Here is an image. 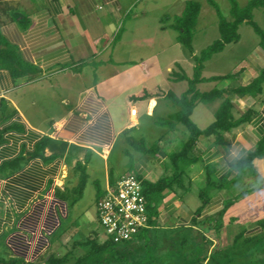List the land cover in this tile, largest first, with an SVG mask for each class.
I'll use <instances>...</instances> for the list:
<instances>
[{"label":"crops","instance_id":"obj_1","mask_svg":"<svg viewBox=\"0 0 264 264\" xmlns=\"http://www.w3.org/2000/svg\"><path fill=\"white\" fill-rule=\"evenodd\" d=\"M187 1L174 0L177 11L160 15L157 26H148L141 23L147 13L132 14L139 0H0V33L37 70L15 79L0 68V165L23 158L16 168L0 172L1 256L34 263L51 252L58 255L59 246L70 241H83L93 232L99 237L96 202L122 176L132 173L151 183L172 176L169 156L180 152L189 136L173 118L181 107L165 97H179L188 88L187 81L175 80L172 73L191 78L194 56L219 39L218 17L206 21L208 9L214 8L208 0H192L201 5L192 53L178 43L169 26ZM212 1L218 5L227 0ZM236 1L243 8L250 0ZM225 9L222 16L231 21L229 3ZM251 15L264 31V4ZM163 18L171 23L161 25ZM237 33L236 42L204 62L203 80L195 85L198 92H226L211 102H197L190 118L206 129L224 99L232 103L234 120L249 110L254 114L224 133L225 144H216L214 137L195 141L180 163L181 176L156 200L154 225L145 236L196 240L205 262L219 247L226 264H257L264 259V230L258 227L264 223V158L255 161L254 175L233 167L264 136V86L255 96L227 91L248 85L264 70V49L248 22ZM154 49L161 51L148 53ZM161 55L166 75L151 64ZM226 75L231 78L209 80ZM143 89L147 97L131 99ZM157 90L161 93L154 95ZM45 138L49 142L43 158L32 156ZM127 138L143 141L151 153L135 150ZM79 162L86 182L70 205L80 182ZM207 169L215 183L230 176L202 204L199 192L206 185ZM92 221L95 230L89 227ZM60 230L55 249L52 238ZM200 235L208 245L201 246Z\"/></svg>","mask_w":264,"mask_h":264},{"label":"trees","instance_id":"obj_2","mask_svg":"<svg viewBox=\"0 0 264 264\" xmlns=\"http://www.w3.org/2000/svg\"><path fill=\"white\" fill-rule=\"evenodd\" d=\"M209 4L215 9L218 17V32L219 39L213 41L209 46L202 49L198 56H194V68L191 78H188L185 74L172 73L175 80H185L188 83L187 90L179 97L173 95L172 93H167L166 98L172 100L175 104L181 107L180 112L173 118L177 122L184 125V127L189 132V136L185 144L183 145L180 152L176 154H170V163L174 168V173L170 177L160 178L154 183L142 181L143 195L146 201V210L148 213V224L149 227L141 231L132 241L123 243H113L111 240H104L102 243L97 242V233L93 232V238L87 239L85 241H74L71 248L66 251L62 256H57L54 253H49L45 260L40 264H114L119 262L124 258L121 253H130L126 248L121 249L120 246H129L133 243H140L146 246L148 249L146 251L147 255L143 260L136 264L154 263L158 258L151 253L155 249V244L152 242L150 237H146L145 234L147 230L154 225L153 217L156 215V210L154 204L156 200L161 196L164 190L170 188L178 178L181 176L180 163L186 161L187 153L194 147L195 141L199 137H214L216 144H225L224 133L228 132L232 127L239 125L241 123L247 122L251 119L254 111L249 110L237 120L233 119L231 109L232 103L229 99H224L221 106L215 114L214 121L204 130L199 129L191 120L190 115L193 108L197 102L208 103L219 97H222L226 91L211 90L209 92H198L195 89V85L203 80L201 78V72L203 64L205 61L209 60L214 54L221 52L227 44L234 43L238 40L239 36L237 33L238 26L244 21L248 22L252 27L253 31L258 35L260 39V46L264 49V31H262L259 26L252 21L251 11L253 8L260 7L264 4V0H250L248 4L241 8L239 7L236 0H228L230 7V15L232 17L231 21L224 19L220 13L218 5L212 1L208 0ZM201 5L197 1H187L185 8L180 16H176L172 19L170 28L177 33L176 39L180 45H182L188 52L192 53V39L193 32L197 22V18L200 12ZM0 68H4L9 71L13 78L23 77L28 74H33L37 70L25 62L19 55L17 49L9 44V42L0 33ZM231 78L230 75L226 76H214L210 78V81H222ZM264 86V70L261 71L258 76L253 79L251 83L246 86H239L237 88H231L227 93L236 94L239 96L243 95H259L262 93ZM161 93L157 90L154 95ZM148 91L143 89L139 95L132 96V100L142 99L148 96ZM169 124V122H165ZM49 140L47 138L41 140L35 146L34 153L32 156H39L43 158L42 151L48 144ZM127 143L129 146L135 150L143 153H151L152 149L145 146L143 141H135L132 138H127ZM259 158H264V136L257 143V145L251 149L246 157L239 161L233 170L237 172H242L248 170L250 174H255V161ZM22 157H17L15 160L4 163L0 165V172L6 167L16 168L18 163L22 160ZM76 170L80 172V182L73 189L71 193L70 205H73L81 196L83 187L86 182V176L84 173V168L82 163H77ZM230 176L227 175L222 182L215 183L211 180L210 172L207 169L206 185L199 192V198L202 204L208 201L209 191L212 189L221 188L226 183V180ZM60 198L68 200V197L58 193ZM258 227L263 228L264 223L259 224ZM200 239L204 244H207V240L200 235ZM88 247L89 250L81 255L76 256L75 251L77 248ZM190 249H193L190 247ZM196 249V248H195ZM192 251V250H191ZM219 254V247H214L212 253L208 257V264H220L217 261V256ZM164 264H172L173 252L168 250L166 253L162 254ZM127 261L128 258H124ZM206 259L205 256L198 257L195 260L184 261V264H203ZM0 264H37V262L29 263L16 258H7L0 255ZM39 264V263H38ZM131 264V263H128ZM257 264H264V259L260 260Z\"/></svg>","mask_w":264,"mask_h":264},{"label":"rangeland","instance_id":"obj_3","mask_svg":"<svg viewBox=\"0 0 264 264\" xmlns=\"http://www.w3.org/2000/svg\"><path fill=\"white\" fill-rule=\"evenodd\" d=\"M201 1H203V0H201ZM227 1H222V3L218 2L220 13L224 16L227 14V11L225 9V6H228ZM238 2L241 4L244 2V0H238ZM174 5H176L174 0H139V2L136 3L135 8H133L132 14L136 15V16L137 15L140 16V15H145V13H147L146 17L143 20L144 22H141V23L146 24L148 26H157V24L159 23V22H157V18L160 17V15L162 16L165 13L170 14L172 12L177 11V9H176V7H174ZM208 10H209V13L207 15L208 17H207L206 21H207V23H210V21L216 19L217 16H216V12L214 9L210 8ZM170 23L171 22L170 21L167 22L165 20V18H163V21H161V25H163V26L168 25ZM169 34H171L170 36H172V34H174V31H171ZM195 47L196 48L199 47V44L197 42H196ZM155 50L157 52L161 51V49H154V50H148V53H151L152 51H155ZM169 52H171V51H169ZM174 57H176V56H174ZM157 62L159 63L158 65H156ZM165 63H166V59L164 57H162V55L157 56V59H155V61H154V59L151 60L152 66L154 68L157 67L156 70L159 69L157 71L158 74L160 73L162 75L167 74ZM160 67H162V69ZM91 216H92V219H94L93 210L91 211ZM95 217H96V215H95ZM95 222H96V218H95ZM95 222L94 221L91 222L92 224L89 226L91 229H94V230L96 229ZM61 232L63 233V230H60L52 238L53 245H54L55 249L57 248V245L59 244V240H58L59 237L58 236H59V234H61ZM98 235H99V237L97 236V238H96L97 242L102 243L104 241L105 237H104L103 233L101 232L100 227H98ZM90 238L91 239L93 238L92 234L90 236L84 238L83 241L90 239ZM199 241H200L201 246H204V243L201 241L200 237H199ZM73 242L74 241H70L67 244V246L64 248L62 246H59L57 256H62L64 253H66V251H68L71 248ZM152 242L155 244V249L153 252L151 251V253H153L158 259L154 263H151V264H164L165 262L163 260L162 254L166 253L168 250L173 252L174 261L172 264H184V261L188 262L191 260H195L198 257H202V256H200L201 254L199 255L198 250L195 249L194 244L198 243L196 240L194 242H185V243L181 242L180 240H178L177 242H173L172 240L164 241V239L161 236H158L157 234H155ZM190 247L194 248V250L190 249ZM119 248H121V249L126 248L128 250V252H130V253H125V252L121 253V256H124V258H128L129 260L127 261L126 259L123 258L122 260H120L117 263L115 262L114 264H128V263L136 264L145 258V256L147 255L146 251L148 249L146 246L143 247L141 242L140 243H133L129 246H124V247L120 246ZM88 250H89L88 247L77 248L75 251V255L81 256V255L85 254ZM203 256H204V254H203ZM219 257L220 256H217V258H218L217 261L222 262L224 260L223 257L222 258L221 257L219 258ZM206 259H207V257H206ZM44 260H45V258H43V260H40L39 262H37V264L38 263L40 264ZM205 260L203 261V264H208V262H205ZM145 264H150V263L146 262ZM224 264H226V263L224 262ZM228 264H230V262H228Z\"/></svg>","mask_w":264,"mask_h":264},{"label":"built area","instance_id":"obj_4","mask_svg":"<svg viewBox=\"0 0 264 264\" xmlns=\"http://www.w3.org/2000/svg\"><path fill=\"white\" fill-rule=\"evenodd\" d=\"M136 110H131L135 115ZM97 222L105 239L132 241L149 227L142 181L135 174L122 176L96 202Z\"/></svg>","mask_w":264,"mask_h":264}]
</instances>
